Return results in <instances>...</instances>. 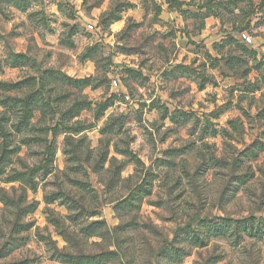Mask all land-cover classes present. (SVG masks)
<instances>
[{
    "label": "clouds",
    "instance_id": "clouds-1",
    "mask_svg": "<svg viewBox=\"0 0 264 264\" xmlns=\"http://www.w3.org/2000/svg\"><path fill=\"white\" fill-rule=\"evenodd\" d=\"M0 264H264V0H0Z\"/></svg>",
    "mask_w": 264,
    "mask_h": 264
}]
</instances>
